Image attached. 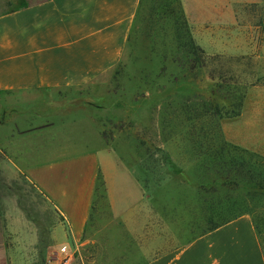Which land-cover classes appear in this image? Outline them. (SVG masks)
<instances>
[{
	"label": "rangeland",
	"instance_id": "obj_1",
	"mask_svg": "<svg viewBox=\"0 0 264 264\" xmlns=\"http://www.w3.org/2000/svg\"><path fill=\"white\" fill-rule=\"evenodd\" d=\"M23 2L0 0V12ZM156 2L143 1L128 57L112 72L109 88L63 93L76 105L91 106L88 113L102 146L139 191L135 202L122 178L125 205L136 204L132 220L119 224L110 215L100 178L88 226L91 241L71 264H139L242 213L251 215L264 248L263 62L205 52L197 29L182 19L177 5L153 14ZM248 14L257 21L258 9ZM188 37L205 52L204 68L180 49ZM97 150L104 167L111 165V155ZM5 154L0 148V160ZM8 211L22 213L27 234L37 235L36 244L21 231L18 239L8 236ZM11 219L18 232L17 216ZM58 222L34 186L0 167V248L16 250L17 264L31 254V264H57L60 245L56 247L52 232ZM56 233L57 244L68 248L62 228ZM5 257L0 250V264Z\"/></svg>",
	"mask_w": 264,
	"mask_h": 264
},
{
	"label": "crops",
	"instance_id": "obj_2",
	"mask_svg": "<svg viewBox=\"0 0 264 264\" xmlns=\"http://www.w3.org/2000/svg\"><path fill=\"white\" fill-rule=\"evenodd\" d=\"M23 3L0 12V148L6 153L0 167L11 178L22 175L48 201L59 220L53 242L59 249L67 247L57 244L61 227L74 256L91 241L88 226L98 178L104 183L110 215L119 224L132 220L136 204L125 205L122 178L135 193V202L139 191L134 179L102 146L88 113L91 106L76 105L63 93L110 87L112 72L128 57L141 0ZM179 3L205 52L245 55L264 65V0ZM256 9L254 22L248 13ZM245 15L252 19H244ZM93 144L111 155V165L104 167ZM5 216L8 236L14 240L19 231L27 234L28 221L20 211L18 215L8 211ZM15 216L18 232L11 219ZM25 239L32 244L38 241L35 233ZM0 250L6 253L5 264H17L16 250ZM34 261L31 254L23 264ZM139 264H264V254L252 217L242 214Z\"/></svg>",
	"mask_w": 264,
	"mask_h": 264
},
{
	"label": "trees",
	"instance_id": "obj_3",
	"mask_svg": "<svg viewBox=\"0 0 264 264\" xmlns=\"http://www.w3.org/2000/svg\"><path fill=\"white\" fill-rule=\"evenodd\" d=\"M143 1L144 0H141L140 11H141V8H142V5H143ZM174 4L177 5V8H178L177 10L181 14L182 19L184 21H186L185 18L183 17V15H182L179 0H160L159 2L157 0V2L153 5V8L150 11L153 12V14H156V13H159L160 12V10L162 9L163 6L164 7H167V5L170 6V5H174ZM172 13H173V11H172ZM179 47H180V49H182L183 53L190 59V61H192V63H194V64L196 63L197 64V66H198L199 69L205 67V64L206 63L203 61V58L206 57L205 52L202 49H200L198 46H196L194 44L193 40L190 37H188L187 40H186V42L182 43L181 46H179ZM238 114H239L238 112L235 113V115H238ZM100 178H98V183H97V187H96V194H95V198H94V203H95V200H96V197H97L96 195H97V191H98V188H99ZM103 184L104 183L102 182V185L101 186H104ZM242 214H248V213H242ZM242 214L236 215L233 218H230V219H228L226 221H223L222 223L213 226L212 228L208 229L207 231L213 230L216 227H218V226H220V225H222V224H224V223H226V222H228V221H230V220H232V219H234L237 216H240ZM248 215H250V214H248ZM254 227L256 229V233H257V236H258V240L260 242V245H261V248H262V251H263V254H264V248H263V246L261 244V237L259 235V232H258L257 227H256L255 224H254ZM207 231H205V232H207Z\"/></svg>",
	"mask_w": 264,
	"mask_h": 264
},
{
	"label": "built area",
	"instance_id": "obj_4",
	"mask_svg": "<svg viewBox=\"0 0 264 264\" xmlns=\"http://www.w3.org/2000/svg\"><path fill=\"white\" fill-rule=\"evenodd\" d=\"M60 258L57 264H71L73 258V252L70 249L61 247L59 249Z\"/></svg>",
	"mask_w": 264,
	"mask_h": 264
}]
</instances>
